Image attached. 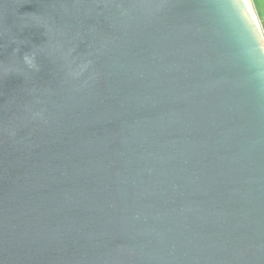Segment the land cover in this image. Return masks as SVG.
<instances>
[{
	"label": "water",
	"instance_id": "water-1",
	"mask_svg": "<svg viewBox=\"0 0 264 264\" xmlns=\"http://www.w3.org/2000/svg\"><path fill=\"white\" fill-rule=\"evenodd\" d=\"M259 19L0 0V264H264Z\"/></svg>",
	"mask_w": 264,
	"mask_h": 264
},
{
	"label": "clouds",
	"instance_id": "clouds-1",
	"mask_svg": "<svg viewBox=\"0 0 264 264\" xmlns=\"http://www.w3.org/2000/svg\"><path fill=\"white\" fill-rule=\"evenodd\" d=\"M248 3H249V0H244V4H248ZM234 13H235L237 21L242 22L241 17H240V9L234 10ZM254 22L256 24L257 29L261 33V36L264 37V12H262L260 19L254 21ZM253 51L255 54H258L260 56H264V40L257 38L254 41Z\"/></svg>",
	"mask_w": 264,
	"mask_h": 264
},
{
	"label": "rangeland",
	"instance_id": "rangeland-1",
	"mask_svg": "<svg viewBox=\"0 0 264 264\" xmlns=\"http://www.w3.org/2000/svg\"><path fill=\"white\" fill-rule=\"evenodd\" d=\"M255 8L259 17H261L262 12H264V0H253Z\"/></svg>",
	"mask_w": 264,
	"mask_h": 264
}]
</instances>
